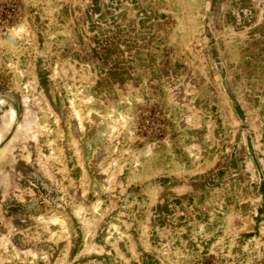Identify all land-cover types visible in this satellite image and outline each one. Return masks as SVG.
I'll list each match as a JSON object with an SVG mask.
<instances>
[{
  "label": "rangeland",
  "instance_id": "obj_1",
  "mask_svg": "<svg viewBox=\"0 0 264 264\" xmlns=\"http://www.w3.org/2000/svg\"><path fill=\"white\" fill-rule=\"evenodd\" d=\"M0 264H264V0H0Z\"/></svg>",
  "mask_w": 264,
  "mask_h": 264
},
{
  "label": "bare ground",
  "instance_id": "obj_2",
  "mask_svg": "<svg viewBox=\"0 0 264 264\" xmlns=\"http://www.w3.org/2000/svg\"><path fill=\"white\" fill-rule=\"evenodd\" d=\"M13 117H14V113L11 111L9 113V124L11 123V121H13ZM64 225V224H63Z\"/></svg>",
  "mask_w": 264,
  "mask_h": 264
}]
</instances>
